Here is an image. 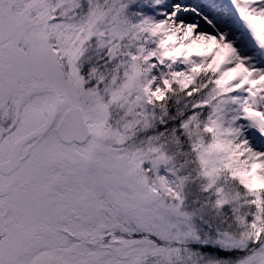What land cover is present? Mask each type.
<instances>
[{"label": "snow or ice", "instance_id": "obj_1", "mask_svg": "<svg viewBox=\"0 0 264 264\" xmlns=\"http://www.w3.org/2000/svg\"><path fill=\"white\" fill-rule=\"evenodd\" d=\"M0 264H264V0H0Z\"/></svg>", "mask_w": 264, "mask_h": 264}]
</instances>
